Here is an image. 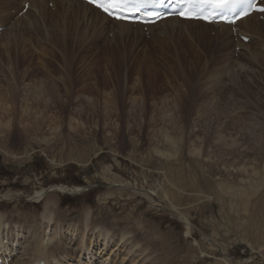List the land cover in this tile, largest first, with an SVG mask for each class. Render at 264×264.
<instances>
[{"label": "rangeland", "instance_id": "rangeland-1", "mask_svg": "<svg viewBox=\"0 0 264 264\" xmlns=\"http://www.w3.org/2000/svg\"><path fill=\"white\" fill-rule=\"evenodd\" d=\"M20 4L0 8V241L10 264L39 261L37 243L79 252L86 233L93 264L106 253L107 264H264V66L238 41L204 55L162 29L125 49L70 36L62 51ZM73 28L60 13L49 31ZM61 185L82 190L56 193L47 211ZM67 252L63 262H82Z\"/></svg>", "mask_w": 264, "mask_h": 264}, {"label": "bare ground", "instance_id": "bare-ground-1", "mask_svg": "<svg viewBox=\"0 0 264 264\" xmlns=\"http://www.w3.org/2000/svg\"><path fill=\"white\" fill-rule=\"evenodd\" d=\"M19 0H0V8L3 9H11L13 6L17 5L16 2ZM21 2H23L24 4L26 3V0H20ZM30 1V8L29 10L26 12V17L31 16V17H35V19L33 21H35V30L36 32H38V24L41 25H46L47 28V42L49 45H52L53 48H59V50L63 51V47H61V44L66 42L67 39L71 36V38L76 37L78 39V41H82L84 42V44H93V42H95L98 38H102L101 40H103V37L108 36V38L105 40L106 44H116L119 45V42L122 43L121 46L124 44H128L130 41L132 40H138V36L139 38H142L143 40V35L145 36L146 34L144 33V30L142 29V27L140 25H132V24H128V23H123V22H116V21H112L111 19H109L107 16L103 15L101 12H99L96 9H93L91 6L82 3V2H77L75 0H29ZM50 3H53V8H55L54 10H49L48 6ZM17 9V7H16ZM23 9V8H22ZM4 13V12H3ZM63 13L67 19L74 24V28L72 31H70L69 34L64 35V36H59V34L55 33L56 35V39H55V35L53 36L52 39V34L50 33L49 29H50V24H51V19L54 18L56 15ZM5 17V15H4ZM22 17V16H21ZM257 18H260L258 15L253 14L250 17H247L246 19H243L241 21L238 22L237 27L239 28L241 25L242 26H247V34H243V31L241 29L240 33L241 35H246L248 37L251 38V40L246 44L243 43L241 41L238 40V43L236 44L237 46H240L242 48H245L250 56L255 59L257 62H259L261 65L264 66V53L260 52L257 53L258 50H253L251 48V45H253V41L256 40L257 43L264 45V22L258 20ZM256 20V21H255ZM254 21V22H253ZM20 24V23H19ZM31 24V23H30ZM1 25V24H0ZM10 26V25H9ZM24 26V25H23ZM77 28H80L81 31H78ZM44 29V28H43ZM42 29V30H43ZM163 30L161 31V35L164 38H168L172 41L174 40L175 45H177L180 49L181 47H185V41L187 43V45L194 47L195 49L202 51V53L205 55L207 52L209 51H213L216 52H223V50L225 49L226 51H228V49H230V46L233 45L235 43L234 38L231 36L233 31L231 30V27L229 26H224V25H206L203 24L201 22H191V21H181L178 19H167L165 21H162L154 26H150L148 28L149 31H152L153 33L157 32V30ZM228 30L230 31V33H228ZM57 32V30H55ZM60 31V30H59ZM40 34H46V30H43ZM137 34V35H136ZM156 35V33L154 34ZM157 36V35H156ZM134 38V39H133ZM162 38V37H161ZM181 38H183L185 41H181ZM240 37L238 36V39ZM45 39V38H44ZM80 39V40H79ZM141 40V41H142ZM145 40V39H144ZM45 41V40H44ZM80 41V42H81ZM139 41V42H141ZM96 43V42H95ZM86 45V46H88ZM123 45V46H124ZM118 46V47H119ZM150 46V45H149ZM171 46V45H170ZM24 47V45H23ZM128 46L122 47L123 49H125ZM38 48V47H37ZM39 49V48H38ZM187 49H189V47H187ZM244 49V50H245ZM264 50V49H263ZM167 51V50H166ZM163 52V51H162ZM169 52V51H168ZM218 54V53H217ZM225 55V53L223 54ZM171 56V55H170ZM67 57V56H65ZM64 57V58H65ZM167 57V56H166ZM169 57V56H168ZM185 57V56H184ZM218 55L215 57L217 58ZM196 59L198 60L199 57L196 56ZM229 60V58H228ZM232 60V59H231ZM67 61V60H66ZM239 65L242 63V60H237ZM195 62V61H194ZM218 62V61H217ZM232 62V61H231ZM70 63V62H69ZM151 63V62H150ZM185 64V62H183ZM219 63V62H218ZM230 63V62H229ZM65 64V63H64ZM187 64V63H186ZM195 64V63H194ZM193 63L190 64V67L188 68V74H181V76L189 78V75L191 73L194 72V68H197L198 66L194 65ZM259 64V65H260ZM66 65V64H65ZM226 66H228L229 64H224ZM220 66V65H219ZM218 66V67H219ZM222 66V65H221ZM230 66V65H229ZM66 67V66H65ZM243 67V66H242ZM225 68V67H224ZM69 69V68H68ZM247 69V68H246ZM225 70V69H224ZM220 70L215 69V74L217 76ZM47 74V73H46ZM234 74V73H233ZM214 77V76H212ZM217 80V79H216ZM39 90V88H38ZM194 90V89H193ZM41 92V90L39 91ZM184 92V91H183ZM187 93V92H185ZM179 94V93H178ZM252 93L249 94V96H251ZM256 96H258V94H256ZM189 97V96H188ZM263 98V99H262ZM185 99V98H184ZM253 99V98H252ZM257 99H259L260 101L263 102L264 100V95H260ZM183 103H185L186 105H188L189 103L187 102V100H183ZM182 104V103H181ZM186 105H181V111L178 112V114L182 115L184 114L183 111L186 109ZM172 107V106H171ZM208 107V106H207ZM212 108V107H211ZM174 110V109H173ZM177 111V110H176ZM181 112V113H180ZM184 115H182L183 117ZM176 117V116H175ZM181 118V116H179ZM177 118V117H176ZM179 118V119H180ZM177 120V119H176ZM175 120V121H176ZM181 121H183V119H181ZM255 122V121H254ZM178 123V120H177ZM176 124V123H175ZM167 136V135H166ZM238 140V139H237ZM237 140L234 139L233 141L235 142V144L237 143ZM196 154L200 155L201 154V150H196L195 151ZM157 153H159V155L163 156V152L162 151H158ZM169 157V156H168ZM247 164V163H246ZM243 168V173L247 174L246 172H248L247 170H245V166L242 167ZM241 168V170H242ZM254 173H256L254 171ZM260 183V182H259ZM82 189L80 187H66V186H56L55 188H53L51 191L52 193L54 192L56 195L57 194H77L81 191ZM43 192V191H42ZM147 192V191H146ZM46 193H40L37 192L36 197L38 199H42L44 196L46 197L47 195H45ZM2 197V196H1ZM44 197V198H45ZM55 198H49L48 200H46L45 203V208L47 211H49L50 206H57L56 200H58L57 195L53 196ZM210 200V199H209ZM154 202V201H153ZM46 215V214H45ZM52 215V214H51ZM90 215V214H89ZM54 216V215H53ZM58 216V215H57ZM44 217V216H43ZM46 217V216H45ZM51 217V216H50ZM50 217H46L47 219H50ZM92 217V216H91ZM93 218V217H92ZM66 220V219H65ZM86 221H84V225L87 226L85 227V229H87L89 227L88 224V216L85 218ZM98 220H102V219H98ZM187 223H189L186 220ZM95 223V222H94ZM103 226L107 225L106 223H102ZM113 224V223H112ZM1 225H2V218L0 216V229H1ZM49 225V224H48ZM191 225V224H190ZM4 226V225H3ZM42 226V225H41ZM40 226V227H41ZM44 226V225H43ZM93 228H95L94 225H92ZM188 226V225H187ZM27 227V226H26ZM39 227V228H40ZM29 228V227H28ZM90 229V228H89ZM21 230V229H20ZM25 230V229H24ZM23 230V231H24ZM28 230V229H27ZM42 230V229H41ZM40 230V231H41ZM93 230V229H92ZM91 230V231H92ZM18 231V230H17ZM26 231V230H25ZM37 231V230H36ZM58 231V230H57ZM70 231V230H69ZM75 231V230H74ZM73 231V232H74ZM94 231V230H93ZM107 230H105L106 232ZM14 232V230H13ZM72 232V233H73ZM105 232H103L102 234L100 233L99 237H106ZM45 233V232H44ZM55 233V232H54ZM76 233V232H75ZM74 233V235H75ZM90 233V232H89ZM37 234V233H36ZM43 234V233H42ZM46 234V233H45ZM87 234V233H86ZM86 234H84L86 236ZM130 233H128L129 235ZM1 235V232H0ZM9 235V234H8ZM21 235V234H19ZM28 235V234H27ZM56 235V234H55ZM60 235V234H59ZM77 235V233H76ZM82 235V234H81ZM84 235L80 236L81 240H80V245H79V252L77 251H73V249L69 248V252H67L66 248L61 247V246H57L56 247H44L43 245L39 246V244L37 243V248L35 249V251H37L38 253L34 252L32 253L34 255L33 258H40V262L43 261L45 264H71L68 259V261L63 262L62 258V254H66V252L68 253V255H70L72 258V254L78 255V260L77 262L80 260V257H82V264H86V262L88 264H93L95 259L97 258L96 255L94 254V252L96 250H94V248H91L94 252L92 253L87 252L86 253V248L85 246H83V241H84ZM7 236V235H6ZM11 236V235H9ZM40 236V235H39ZM44 236V235H43ZM42 236V238H43ZM46 236V235H45ZM79 236V235H78ZM84 236V237H83ZM108 236V235H107ZM14 237V235H13ZM38 237V235H37ZM98 237V239H99ZM111 237V236H110ZM109 237V238H110ZM117 237V236H116ZM119 239L117 241V248H124L125 246L123 245L124 243V239H126V236L123 234L122 236H118ZM35 238V237H34ZM42 238L40 239L39 237V241L40 244L41 241L43 242ZM52 238V237H51ZM54 238V237H53ZM56 238V236H55ZM59 238V236H58ZM97 238V237H96ZM44 239V238H43ZM57 239V238H56ZM102 238H100L99 240H101ZM111 239H115L114 237ZM1 240V239H0ZM9 240V239H8ZM33 240V238H32ZM50 240V239H49ZM21 241V240H20ZM59 241V240H57ZM90 241V240H89ZM98 241V240H97ZM107 241V240H106ZM105 241V243H106ZM4 241H0V246L4 249V247H6V244L3 243ZM34 242V241H33ZM88 242V241H87ZM99 242V241H98ZM20 243V242H19ZM82 243V244H81ZM101 243V242H100ZM103 243V244H105ZM114 243V242H113ZM9 244V243H8ZM11 244V243H10ZM45 244V243H44ZM87 244V243H86ZM91 245L93 243H90ZM99 244V243H98ZM109 244V242H108ZM121 244V245H120ZM135 246H139V243H133ZM33 245V244H32ZM36 245V244H35ZM94 245V244H93ZM64 246V245H63ZM104 246V245H103ZM102 246V247H103ZM105 246L107 248H109V245H107V243L105 244ZM104 246V247H105ZM114 246V245H113ZM92 247V246H91ZM97 247V246H96ZM0 248V250L2 249ZM15 248V246H14ZM29 248V247H28ZM126 248V247H125ZM46 249V251H45ZM89 249V248H88ZM105 249V248H104ZM111 249V248H110ZM28 252L31 253V251L33 250V247L27 249ZM22 251V250H21ZM34 251V250H33ZM88 251V250H87ZM109 251V250H108ZM112 251V250H110ZM12 251L10 250V252L7 251V249L0 251V259H2V263L4 264H9L8 258L11 257V260H13L12 258ZM26 252V251H25ZM106 252V251H105ZM132 251V247L130 248L128 254ZM99 253V252H98ZM102 253V252H101ZM104 253V251H103ZM44 254V255H43ZM113 254V253H112ZM118 254V253H117ZM74 255V256H75ZM87 255V256H86ZM110 255L111 254H105L103 255V257L100 259V262L102 261L103 264H107L108 261L110 260ZM26 256V254H25ZM67 256V255H66ZM29 257V256H26ZM70 257V258H71ZM76 257V256H75ZM106 258L105 260H103V258ZM24 259V258H23ZM26 259V258H25ZM66 259V258H65ZM77 259V258H76ZM17 264H25V263H19L20 259H17ZM72 260V259H71ZM113 260V259H112ZM115 260V259H114ZM113 260V261H114ZM38 261V260H37ZM86 261V262H85ZM97 262V261H96ZM27 263V262H26ZM31 263V262H30ZM39 263V262H38ZM29 264V263H28ZM32 264V263H31ZM33 264H36V261L33 262ZM80 264V263H78ZM101 264V263H100ZM111 264V263H110Z\"/></svg>", "mask_w": 264, "mask_h": 264}, {"label": "snow or ice", "instance_id": "snow-or-ice-1", "mask_svg": "<svg viewBox=\"0 0 264 264\" xmlns=\"http://www.w3.org/2000/svg\"><path fill=\"white\" fill-rule=\"evenodd\" d=\"M136 0H88L97 9L115 19L126 20L129 17L123 12L129 4ZM163 0H161V3ZM181 7L180 15L186 19H206L208 22H216V17L211 13L206 14L208 8L233 9L240 8L231 17H222L224 23H234L236 19L250 14L252 11L264 12V7L259 6L258 0H178Z\"/></svg>", "mask_w": 264, "mask_h": 264}]
</instances>
